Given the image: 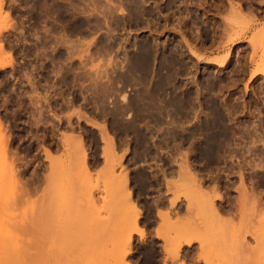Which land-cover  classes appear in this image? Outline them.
I'll return each instance as SVG.
<instances>
[{
  "label": "rangeland",
  "instance_id": "374dc122",
  "mask_svg": "<svg viewBox=\"0 0 264 264\" xmlns=\"http://www.w3.org/2000/svg\"><path fill=\"white\" fill-rule=\"evenodd\" d=\"M0 43V264H264L236 166L264 128V0H4ZM213 144L227 188L195 165Z\"/></svg>",
  "mask_w": 264,
  "mask_h": 264
},
{
  "label": "bare ground",
  "instance_id": "6f19581e",
  "mask_svg": "<svg viewBox=\"0 0 264 264\" xmlns=\"http://www.w3.org/2000/svg\"><path fill=\"white\" fill-rule=\"evenodd\" d=\"M39 1V0H38ZM3 2H4V0H0V6L2 7L3 6ZM40 3V2H39ZM39 5V4H38ZM36 6V5H35ZM49 6V5H48ZM0 7V8H1ZM1 10H3V8L1 9ZM7 15V14H6ZM10 16L8 15L7 16V18H6V20L9 18ZM7 25V24H6ZM9 25V24H8ZM80 26V25H79ZM83 26H85L84 24H83ZM88 26V25H87ZM80 27H82V26H80ZM8 28V27H7ZM83 28V27H82ZM85 28V27H84ZM83 28V29H84ZM0 49L1 50H3L4 49V46L0 43ZM46 50V49H45ZM39 51V50H38ZM37 51V52H38ZM41 51H39L38 53H40ZM262 64H264V62L262 63ZM52 71V74L51 75H53V73L55 74V71L54 70H51ZM259 72H261V73H263L264 71H260L259 70ZM258 72V73H259ZM48 76V75H47ZM54 76V75H53ZM49 87V86H48ZM45 100V99H44ZM68 103V102H67ZM70 103V102H69ZM68 103V104H69ZM69 106V105H68ZM67 109V108H66ZM50 111H51V109H50ZM50 111H49V113H50ZM41 112V111H40ZM56 112V111H55ZM42 114V113H41ZM181 115H182V113H181ZM219 115H221V114H219ZM114 116V115H113ZM118 122H116V124H117ZM261 123H263L262 121H261ZM118 125H121L120 123H118ZM124 125V124H123ZM121 126V127H119V130H121V131H125V132H128V131H130V129H132L130 126ZM126 125V124H125ZM127 125H129V124H127ZM131 125V124H130ZM259 125V124H258ZM259 126H261V128L262 129H264L263 128V124H261V125H259ZM260 128V129H261ZM103 129V128H102ZM261 129V130H262ZM0 130L1 131H3V129H2V124H1V121H0ZM122 132V133H123ZM262 132V131H261ZM254 133V132H253ZM264 131L262 132V133H260V130H259V132L258 131H256L255 132V138L253 137V139L251 140V144H250V146H248V148H247V155H251L252 156V150H254V153H253V155H254V159H253V157H251L254 161V164H250L251 162H252V160L251 161H247L246 162V165L247 166H252V168L254 169V172H261L262 174V177H263V179H264V147L262 148L261 146V148H258V146L259 145H264V144H261V143H264ZM106 134V133H105ZM227 134V133H226ZM213 135V134H212ZM247 136V135H246ZM250 136V135H249ZM106 135L104 136V138H103V140H105L106 141ZM187 137V136H186ZM248 137V136H247ZM144 138V137H143ZM184 137H182L181 139L182 140H184L183 139ZM66 139H68L69 141H70V143H69V145H68V148H77L79 151L81 150V153L80 154H82V153H85L86 151V149L84 148L85 147V145L83 144V141H82V137H80V136H77V135H69L68 136V138H66ZM146 139V138H145ZM243 139V138H242ZM107 140H108V138H107ZM182 140H180V141H182ZM185 140H186V138H185ZM184 140V141H185ZM4 142H3V149H4V154H5V159L6 160H8V156H7V150H6V148H7V145H8V141H7V139L6 138H4V140H3ZM175 141V140H174ZM184 141H183V143H184ZM187 141V140H186ZM107 143L108 142H110V140H108V141H106ZM111 142L113 143V141H112V139H111ZM213 142H215V141H213ZM230 142V141H229ZM180 143V142H179ZM228 143V142H227ZM250 143V142H249ZM109 145H110V143H108ZM176 144H178V143H176ZM175 144V145H176ZM220 144V143H219ZM211 145V146H207V150H205V151H202L201 152V154H200V157H202V158H206L207 159V164H213V163H218L219 161H220V158H222V157H220L221 156V151H223V143H222V145ZM244 144V143H243ZM112 145V144H111ZM182 145V144H181ZM225 145V144H224ZM238 145V144H237ZM108 146V145H107ZM176 146H178V145H176ZM180 146V145H179ZM179 146H178V148L177 149H179ZM236 146V145H235ZM246 146V145H245ZM175 147V146H174ZM182 147V146H181ZM193 147V146H192ZM225 147V146H224ZM232 147V146H231ZM238 147V146H237ZM196 148V147H195ZM243 148H245V147H242V149ZM176 149V148H175ZM176 149V151H178ZM198 149V148H197ZM239 149V148H238ZM106 150H107V148H106ZM113 150V149H112ZM181 150V149H180ZM225 150V149H224ZM227 150V149H226ZM230 150H232V149H230ZM244 150V151H245ZM251 150V151H250ZM85 151V152H84ZM6 152V153H5ZM228 152V151H227ZM250 152H251V154H250ZM45 153H46V156L48 157V158H50V156H51V152L48 150V149H46L45 150ZM245 153V152H244ZM244 153H243V155H244ZM108 154V153H107ZM112 154V153H111ZM233 155V154H232ZM242 155V154H241ZM81 156H84V154H82ZM223 156V155H222ZM244 156H246V155H244ZM112 156H110L109 155V158H111ZM82 158V157H81ZM107 159H108V157H107ZM111 159H114V158H111ZM199 159H201V158H199ZM236 159V158H235ZM244 159V158H243ZM82 160L83 161H86V155L84 156V158H82ZM110 161V160H109ZM85 163V162H84ZM13 164L14 163H10V165L9 166H11V168H12V166H13ZM87 164V163H86ZM87 166H85V169L87 170L88 168H86ZM183 169H185V167L183 168ZM182 169V170H183ZM89 170V169H88ZM87 170V171H88ZM188 170V169H187ZM187 170H185L184 172L182 171V173H185V175H186V173H187ZM210 170H212L211 168H210ZM13 171V170H12ZM189 171V170H188ZM250 172L251 171H253V170H249ZM86 172V171H85ZM247 172V171H246ZM16 173V172H15ZM87 173V172H86ZM91 173V172H90ZM89 173V174H90ZM189 173V172H188ZM187 173V175H190V173L188 174ZM255 175H256V173H254ZM87 176H89V175H87ZM124 176V175H123ZM143 176V175H142ZM192 176V175H191ZM190 176V177H191ZM258 177V176H257ZM252 178V177H251ZM254 178L256 179V177L254 176ZM254 179V180H255ZM252 180V179H251ZM241 182H243V181H241ZM256 182V181H255ZM254 182V183H255ZM137 183H139V185L141 186V187H147V185H149L148 184V179H146L145 177H141L140 178V176L139 177H137ZM256 185H257V182H256ZM258 185H259V183H258ZM216 187V186H215ZM250 187V186H249ZM145 189V188H144ZM244 189V188H243ZM255 189V188H254ZM218 190H219V187L218 188H214V193H215V195H214V199H217L218 197H220V195H218ZM27 191V190H26ZM244 192V197H245V199L248 201V199H250L249 198V193L247 192L248 190H243ZM251 191V190H250ZM257 191H259V188L257 189ZM263 191V190H262ZM199 192V191H198ZM217 193V194H216ZM254 193L255 194H253V196L254 195H256L257 193L259 194V192H256V190L254 191ZM203 194V193H202ZM260 194H262V193H260ZM250 196H252V195H250ZM260 197V196H259ZM257 195H256V201L258 200V198H259ZM251 199H253V200H255V197H253V198H251ZM258 203V202H257ZM209 205V204H208ZM212 205V204H211ZM259 206V205H258ZM135 207V206H134ZM133 207V208H134ZM139 207V206H138ZM216 207V206H215ZM214 206H213V213L215 214V215H217V216H220V214L218 213V208L216 209ZM261 207V206H260ZM259 208V207H258ZM138 209V208H137ZM137 209H135V214H137L136 212V210ZM211 209V208H210ZM255 209V208H254ZM133 212H134V209H131ZM210 211V210H209ZM132 212V213H133ZM210 212H212V211H210ZM138 213H139V211H138ZM257 213V212H256ZM260 213V217H261V225L260 226H262L263 227V229H264V208L262 207L261 208V212H259ZM258 213V214H259ZM134 214V213H133ZM134 214V215H135ZM163 215H164V213H162ZM219 214V215H218ZM223 214V213H222ZM221 214V215H222ZM230 214V213H229ZM167 215V214H166ZM165 215V216H166ZM169 215V214H168ZM167 215V216H168ZM215 215H212V216H214L215 217ZM216 216V217H217ZM250 216V215H249ZM135 217V216H134ZM136 217H138L137 215H136ZM135 217V218H136ZM169 217V216H168ZM168 217L167 218H165V220L167 219V221H168V223H165V224H168V225H170V223L171 224H173V222L171 221V222H169V219L171 218V217H169V219H168ZM221 217V216H220ZM225 217H227V216H225ZM134 218V219H135ZM164 218V217H163ZM219 219V218H218ZM227 219V218H226ZM222 220V219H221ZM130 221V220H129ZM137 221V220H136ZM135 221V222H136ZM132 224V223H131ZM135 225V224H134ZM172 226V225H171ZM262 233H264L263 231H262ZM7 234V233H6ZM8 235V234H7ZM263 234H261V236H262ZM264 236V235H263ZM261 241V240H260ZM189 242H191V241H189ZM189 242H187L188 244H189ZM262 243V242H261ZM264 243V242H263ZM264 246V245H263ZM262 246V247H263ZM180 250V249H179ZM263 250H264V248H263ZM175 251V250H174ZM178 252V251H177ZM263 253V252H262ZM175 255V254H174ZM176 258V257H175Z\"/></svg>",
  "mask_w": 264,
  "mask_h": 264
},
{
  "label": "flooded vegetation",
  "instance_id": "af4514ba",
  "mask_svg": "<svg viewBox=\"0 0 264 264\" xmlns=\"http://www.w3.org/2000/svg\"><path fill=\"white\" fill-rule=\"evenodd\" d=\"M47 75L43 76V78L41 76V78L45 80L46 77H53V75H51L50 73H47ZM41 85L42 86H49L47 83H43ZM60 100L61 99L59 97H55V100L53 102L54 103V106H51L50 109L51 110H54L56 112H62V111L67 110L69 108V106H70V103L69 104L67 103V100H69V98H67V100H66V98L64 100H62V101H60ZM53 115H54V113L46 114V118L52 117ZM182 148H184V147L182 146ZM177 154H178V152H177ZM241 154H243V153H241ZM195 161L198 162L197 159ZM131 162H133L132 159H131ZM162 162L163 163H160V165H162L164 163H167L166 159H163ZM192 162L194 163V161H192ZM246 162H247V160H244V159L238 160V165H236V166H239L241 172H243L246 175L245 178L247 180V183L250 186L249 188L250 189H253V190H256V192H259V194L257 193V196L258 197L260 196L259 198L263 200V198H264V179H263V177L261 175L262 173L261 172H257V174L255 175L253 171L250 172L249 169H247L248 167L246 165ZM195 165L198 168L201 169L200 171L198 170V172L201 174V176H203V180H204V182H205V184L207 186L213 187L215 185V182H218L220 187L227 188V186L225 185L226 182H229V184H234L236 182L235 180L232 181V180H228V179L219 178V176L222 175V174H223V176H227L228 178H232L234 175L231 174L230 172L237 173V170L234 169L233 167L222 166L221 169H225V168H227V169H225L224 172L222 170L219 173V172L215 171L216 167L214 165H212V164H201V165H199V164L195 163ZM210 168L212 170H210ZM165 169H167V167H165ZM168 173L171 174L172 172L169 171ZM217 174H220L218 176V180H217ZM249 175H251V176H249ZM235 176H237V175H235ZM254 176L256 177V179L254 178ZM161 179L163 180V178H161ZM255 181L257 182V185H256V182ZM258 183H259V185H258ZM258 188H259V191H257ZM224 193L226 194V199H227V203L223 207L224 208V211L226 213H231V214L234 213L235 214L237 212V210H236L234 204H231V200L235 199L237 196L236 195H233L229 191H224ZM260 193H262V194H260Z\"/></svg>",
  "mask_w": 264,
  "mask_h": 264
}]
</instances>
